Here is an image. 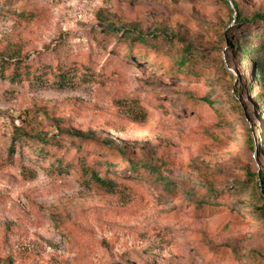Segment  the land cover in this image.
Segmentation results:
<instances>
[{"label":"rangeland","instance_id":"rangeland-1","mask_svg":"<svg viewBox=\"0 0 264 264\" xmlns=\"http://www.w3.org/2000/svg\"><path fill=\"white\" fill-rule=\"evenodd\" d=\"M236 1L0 0V63L33 71L0 67V264H264V22L236 23L264 0ZM129 33L155 46L135 53ZM195 199L224 205L197 216Z\"/></svg>","mask_w":264,"mask_h":264},{"label":"trees","instance_id":"trees-1","mask_svg":"<svg viewBox=\"0 0 264 264\" xmlns=\"http://www.w3.org/2000/svg\"><path fill=\"white\" fill-rule=\"evenodd\" d=\"M225 4L231 6V3L238 8L239 7V3L236 0H222ZM231 11L233 12L234 10L231 9ZM264 22V14L261 13H257L255 15V17H253L252 19H242L241 17H239L238 20H236L237 24H246V23H254V22ZM126 43L130 44L135 53L137 52H141L143 50L144 47H153L155 46L153 40L149 37L143 36V35H132V34H127L126 37ZM185 54H191V49L187 48L185 51ZM190 60L191 58L186 57L183 58L179 61L178 63V68L180 69L181 72H185L186 74H188L189 76H195L196 78H198L200 76V73L197 71V69L195 67H189L190 64ZM12 61L8 62V61H2L0 63V67H1V73L3 76H5V72L11 68H14V71H12V73H10L9 77L11 79V81L13 82H17L20 81L21 78H23V76L26 77H30L32 74V67L31 65H24L23 62H16L14 63ZM13 66V67H12ZM226 72L228 73V70L225 68ZM66 75V76H65ZM68 73H63V75L61 76V80H67L68 79ZM231 77L233 80H237L236 76L231 74ZM240 94H242V90L239 91ZM201 102H204L206 104H208L210 106V108H212L213 110H216V103L210 99H201ZM77 136V135H76ZM22 137L24 139H28L31 140L32 142H39L40 144H44L45 146L48 144H52V146L55 147H59L61 146L60 144V140L53 135L52 137H49V135L46 136H42V134L40 133H23ZM212 137L216 140L222 141V139L220 137H218L217 135L212 133ZM90 141V140H89ZM94 142H90L88 145V148H91L92 144ZM249 143H250V148L252 150H256L258 151V143L257 141H255V138L250 136L249 137ZM97 144V143H96ZM94 146V145H93ZM95 149L97 151L100 152H105L108 156H110L113 159L116 160H124L127 159L126 153L122 150V149H117L112 147L109 143H104V144H99V145H95L94 146ZM89 150V149H88ZM131 156V155H130ZM131 158V157H130ZM132 160V159H131ZM130 165L131 168L133 169V171H135L137 174L139 175H146L151 173L154 176H159V168L158 166H152V165H145L142 166V164L140 163V161L136 160L133 157L132 161H128L127 163H124V166H128ZM84 173L85 175H90L88 182L94 184V186L97 187V189L101 190L104 193H114L117 190V186L118 184H116L113 180L108 179V178H103L102 175L97 172L95 169H92L90 167H85L84 168ZM263 180H264V175L262 176ZM162 181V179H160ZM258 185L259 182H258ZM166 188L168 189V191L174 196V198H176L177 200L181 199V194H182V187L179 184H176L175 182H169L166 185ZM207 191V195L209 197H215V198H220L218 197L220 194L216 191H213L212 189H208L205 188ZM189 202L192 201L195 197L193 192L196 191H184ZM262 200L264 201V196H262ZM195 202H197V209L195 214L197 216H207L208 214H212L214 212H216L217 210H219V207L223 206V203H212L211 201H206L204 199H198V200H194Z\"/></svg>","mask_w":264,"mask_h":264}]
</instances>
